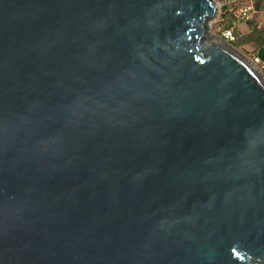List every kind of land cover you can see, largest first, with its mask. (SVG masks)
Here are the masks:
<instances>
[{
	"label": "water",
	"instance_id": "1",
	"mask_svg": "<svg viewBox=\"0 0 264 264\" xmlns=\"http://www.w3.org/2000/svg\"><path fill=\"white\" fill-rule=\"evenodd\" d=\"M217 0H0V264H264V74Z\"/></svg>",
	"mask_w": 264,
	"mask_h": 264
},
{
	"label": "trees",
	"instance_id": "2",
	"mask_svg": "<svg viewBox=\"0 0 264 264\" xmlns=\"http://www.w3.org/2000/svg\"><path fill=\"white\" fill-rule=\"evenodd\" d=\"M221 4L220 12L216 19L215 25L219 27L218 32L231 27L243 30V35L231 45L235 48H244L245 53L255 56L259 59L260 64L264 65V25H259V20L264 16V0H251L253 12L248 21L242 22L237 20L230 8L242 6V0H217Z\"/></svg>",
	"mask_w": 264,
	"mask_h": 264
},
{
	"label": "built area",
	"instance_id": "3",
	"mask_svg": "<svg viewBox=\"0 0 264 264\" xmlns=\"http://www.w3.org/2000/svg\"><path fill=\"white\" fill-rule=\"evenodd\" d=\"M236 0H232V2H235ZM244 4L242 6H238L236 8L232 7L230 8L233 16L242 22H246L251 17V14L253 12V6L251 0H242ZM221 7V4H220ZM243 30L240 28H228L223 29L219 32V36L226 41L227 43H232L236 41L238 38H240L243 35ZM249 59L260 69V71L264 72V65L260 64V61L257 57L248 55Z\"/></svg>",
	"mask_w": 264,
	"mask_h": 264
},
{
	"label": "rangeland",
	"instance_id": "4",
	"mask_svg": "<svg viewBox=\"0 0 264 264\" xmlns=\"http://www.w3.org/2000/svg\"><path fill=\"white\" fill-rule=\"evenodd\" d=\"M218 2H219V1H218ZM217 17H218V16H217ZM216 19H217V18H216ZM216 19H215L214 21L211 22V25H210V33H211L212 35L219 36V32H218L219 27H217V26L215 25ZM261 24L264 25V16L261 17L260 20H259V25H261ZM236 50L239 51L240 53L246 55L247 57H249V56H248V53H247V54L245 53L244 48L238 47V48H236ZM261 72H262V71H261ZM262 73L264 74V72H262Z\"/></svg>",
	"mask_w": 264,
	"mask_h": 264
}]
</instances>
